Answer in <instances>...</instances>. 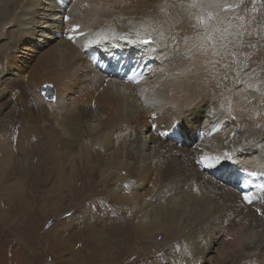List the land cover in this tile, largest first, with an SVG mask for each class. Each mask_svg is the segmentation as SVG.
<instances>
[{"label": "bare ground", "instance_id": "1", "mask_svg": "<svg viewBox=\"0 0 264 264\" xmlns=\"http://www.w3.org/2000/svg\"><path fill=\"white\" fill-rule=\"evenodd\" d=\"M35 1L40 0H0V26L3 24L9 28L8 31L4 29L6 33L2 32L1 35L2 38L8 37L6 44L0 43L3 55H10L14 51L12 48L20 45L19 42L23 43L24 49L27 43L31 44V39L26 41V34L36 29H30V32L28 28L24 29L28 21L24 22L23 18L28 14L26 10L34 7ZM56 1L64 0H47L46 7L41 10H54L51 14H43L52 20L57 19V23L63 21L61 26L65 36H59L61 39L57 43L46 40L48 50L30 64V78L24 87L23 97L18 95L15 98L18 105L13 104L5 122H0L3 129L9 130V133L0 136V173L4 178L14 177L19 170L13 165L14 155L17 154L19 162L26 159L38 161L43 157L44 148L49 146L52 152L59 151L61 160L74 156L71 167L67 166L66 160L57 171L65 175L68 172L79 175V182H83L89 174L95 180L97 169L99 175L110 171L111 176H115L114 182L117 174L122 173L123 176L115 184L125 185V180L132 177L133 186L126 187L127 191L124 192L123 186L110 188L112 192L108 203L113 212L108 216V222L111 229L116 231L114 237L129 238L130 231H133V243H139L137 235L149 241L156 231L174 232L181 215L185 219L184 214L191 210L187 213L189 219L199 209L206 212L205 217L201 213L191 221H200L206 226L204 232L198 229V233H204L207 240L204 243L193 242L192 248L198 246L203 251L201 259L206 260V264H245L246 261L264 264V188L260 187L264 185V179L260 181L264 176V135L261 134L262 128L258 127L259 123H264V112H260L254 121L245 103L256 97L241 91L242 87L239 91L228 90L223 79L226 68L217 66V60L229 63L234 58V51L240 52L243 48L247 51L248 46L239 37H231L233 34H230L232 40L228 41V48H219L215 44L217 39L213 36V30H206L204 21L205 25L200 26L202 21L199 25L195 20L198 10L205 8L204 0H70L67 9L60 7ZM62 11L67 18H62ZM39 18L38 23L41 21ZM44 22L49 26L48 20ZM124 26L140 29L134 34L135 42L129 46L124 45L125 42L120 45L122 39L119 40L116 33ZM42 28L41 35L46 31ZM69 35L73 39H69ZM83 42H88L86 49H83ZM104 44L112 49L105 48ZM254 48L253 45L250 53L259 51H253ZM128 52L143 56L145 63L143 77L134 82L125 79L126 73L123 77L116 73L137 65L135 59L124 55H130ZM149 56L153 57L151 65L147 62ZM92 60L102 64L107 78L93 69ZM1 70L0 75L3 73ZM148 74H152L149 79ZM44 82H50L55 87L54 102H43L38 93L34 94L35 88L38 87L39 91V85ZM0 92V96L7 92L4 86L0 87ZM31 95L36 102L30 99ZM4 99L0 97V107H5V103L2 104ZM149 117L151 125L162 131L158 135L156 132L154 137L148 133L153 146L147 155L144 141L138 139L137 126L140 124L152 130L147 121ZM210 117L217 118L216 124L224 121V118L227 122L233 119V122L225 124L224 135L222 133L218 137L216 132L212 139L215 143L210 140V145L200 144L205 152L201 155L196 150L199 141L193 143L187 135H197L196 130L201 128L210 133L212 127L216 126L208 127ZM170 134L181 140L177 146L186 141L195 146L190 149L185 144L180 146L182 152H179V149H175L178 147L170 143ZM166 135L167 138H164ZM224 153L229 154L226 156ZM224 157L232 163L224 169H217L224 164ZM198 161L199 164L202 161V166L206 164L217 169L223 182H226L229 172L241 173L247 184L253 186L248 195L251 203L239 198L220 182L217 184L209 175L203 177L195 166ZM28 168L33 170L29 164ZM178 169L188 171V174L180 173ZM176 173L177 176L183 174L184 183L191 179L189 176L194 177L193 185L198 186L195 187L196 194L182 193L175 200L172 198L170 207L169 202L165 201L159 210L147 207L155 193L163 196L162 186L159 188L158 183H166L171 179L170 175ZM107 177L110 176H104L108 182L111 179ZM58 184L63 185L62 182ZM193 196L199 200L197 205L190 203ZM89 197L82 195L81 202ZM256 197L258 200H255ZM125 200L129 203L128 212H132H127L124 217L119 213ZM252 205H261L262 216L257 215ZM146 207L154 212L141 210ZM168 208L170 211L167 212ZM207 252L212 254L211 258L204 256Z\"/></svg>", "mask_w": 264, "mask_h": 264}, {"label": "rangeland", "instance_id": "2", "mask_svg": "<svg viewBox=\"0 0 264 264\" xmlns=\"http://www.w3.org/2000/svg\"><path fill=\"white\" fill-rule=\"evenodd\" d=\"M204 1H206L204 6L205 8H203V10H198L195 20L197 23H199V25L202 21L200 26L205 25V22L206 30H213V36L217 39V43L215 44H217L219 48L226 49L228 48V41L232 40L231 37H237L236 39L240 38V41H243V44L246 47L248 46L247 51H245V48H243L240 52L235 53L234 51V58L229 63L226 60H217V66L222 67L223 69L226 68L224 70L226 75L224 74L225 76L223 79L224 85L228 87V90L239 91L242 87L241 91L247 93L250 97L253 95V97H256L255 99H249L250 101L248 100L245 103L251 110L250 115L254 121H256L255 119H258L259 113L264 112V0ZM35 2L36 3L34 7L32 9L30 8L31 10H26L28 14H26L23 18L24 22L28 21L26 25L23 26L24 29L28 28V32L32 31L30 29H36L33 31V33L26 34V41L27 39H31V44L28 45L27 43L25 45L26 49H24L22 47L24 45H21L23 43L19 42L20 45L12 48V51H14L11 52L10 55H3L2 51H0V69H2L1 71L3 73L5 72V74L2 73L0 75V87L4 86L5 90L7 91L4 93L5 95L0 96L7 99H4L5 102L2 103H5V107L6 105L7 107H0V122H5L13 104L18 105L15 98H17L18 95L23 97L24 87L30 78V64L34 59H36V57H38L39 54H42L48 50V47L46 46V40L57 43L58 39H61L59 36H65V32H62V26H59L61 23H57L58 20H55V18L52 20L46 16L47 14L53 13L54 10L51 8H49V10H41V8L43 9L46 7L47 0ZM39 2L42 6L39 5ZM43 12H45L46 15H44ZM41 13L43 16H39ZM38 17L41 18L42 22L39 21L40 23H38ZM45 20H48L49 26H46L47 24L44 22ZM2 26L3 24L0 26V36L2 35V32H5L4 29L7 31L9 30L8 26L7 28L6 26L1 28ZM41 26L44 27L42 28L43 30H46L42 35L40 33L42 32L40 29ZM121 29L123 31H115L118 34L119 40L120 38L122 39L120 40V45L125 42L124 45L129 46L130 43L132 44L135 42L134 40H136V36H134V34L140 31L139 28H130L124 26ZM37 30L40 31L37 32ZM236 30L238 31L236 32ZM100 31L102 30L100 29ZM34 32H36V34ZM52 33H55L56 35H53ZM122 33L124 35H121ZM230 34L233 35L230 37ZM2 36L0 38V43L6 44L8 37L6 36L2 38ZM140 43L143 44V42ZM220 43L222 47L219 46ZM87 44L88 42H83V49L88 47ZM253 45L255 47L253 51L255 49H259V51L256 50L255 52L250 53L251 47H253ZM148 55H150V53ZM246 55H248V57ZM244 56L246 57L244 58ZM151 58L153 57L149 56L147 59L149 65H151L150 62H152ZM132 69H126V80L128 74L129 77L133 74L134 71H132ZM227 73L230 76L227 75ZM234 76L236 79H234ZM150 77H152V74L147 75V79ZM45 84L50 85L55 93V87L53 84L50 82H44L42 85L40 84L41 86L39 85V91L38 87H34V94L36 95L38 93L40 95L39 99L43 102H46L47 100L48 102H54L53 99H55V97L52 100L46 99L42 93L43 90H49V87H43ZM226 84H228V86ZM245 89L248 90L245 91ZM253 92H256L257 94ZM29 96L30 95H28L27 98H29ZM30 99L36 102L32 95ZM209 119L211 122H209L208 127H211V125H216L212 127L213 130L210 131V133L208 131L206 132V129L201 128L200 130H196L197 135L195 133H192V135H187V138L193 143L199 141V143H197L199 144V147L196 148V150L197 152H200L201 155L205 154V152L201 150L202 147L200 148V144H204L206 146L210 145L211 143H215L212 139L215 138L216 132L218 137H220L222 133V135H224L225 124L229 125L230 122H233V119H231L228 121V123L226 118H224V121H220L221 123L218 122L216 124V117H210ZM147 121H149L148 125H150V129L152 130L149 131L148 127H143L139 124L137 126V135L140 141H144L143 145L146 149L145 153L149 155V151L151 150L153 144L149 142L148 133L152 134L154 137L156 132L158 135L162 130H158L157 127L151 125L150 117L147 119ZM258 127L260 129L262 128L261 132L263 133L261 134L264 135V123H259ZM2 133H9V130L3 129L0 125V136ZM174 136L176 137V135L170 134L168 139ZM195 136H197L199 139H197ZM163 137L167 138V135ZM168 139H166V141L170 142ZM210 140L211 143L209 142ZM172 142L170 143L173 145ZM185 144L187 145V148L190 147V149L195 146L187 141ZM185 144H180V146H185ZM177 145L178 144H176V146ZM180 146L175 148L177 150L179 149V152L182 150ZM227 154L224 153L226 156ZM16 156L14 155L13 157V165H16L15 167L19 170L15 173V176L12 178H4V175L0 173V264H206V260L204 261V259H201V252L203 251H201L198 246H196L194 249L192 248L193 242L204 243V241L207 240L206 235L204 236V233H198V229H200V232H204V227L206 226L201 224L200 221L194 223H192L194 220L191 221L192 218L197 219L201 213L203 216L206 213L204 210L202 211L196 209L198 211L196 213V210L191 212L195 214L191 215L192 217L189 216L188 219L187 213L191 211L189 210L184 214L186 220L183 219V216L181 215L177 224L178 228L177 230H174V232H167L165 230L156 231L149 241L143 240L137 235L136 238L139 243H133L131 240L133 231H130L129 238H125L124 236L114 237L116 231L111 229L110 222H108V219L113 212L112 206H110L108 203L112 192L110 188L115 189L117 186H123L125 187V192L127 191L126 187L129 185L133 186L132 177H130L129 180H125V185H123L124 183L115 184V182L123 176L122 173L119 172L117 174V180L114 182L115 176H111L110 171L103 172L105 175L110 176L107 178H110L111 180L107 182L106 178H104L105 175H99L100 171L97 169L95 180H93L89 174L86 175L83 182H79V175H76L72 172H68L65 175L57 171V168L60 166V164L64 165L63 163L66 162V160L67 166L71 167V164H73L72 161H74V156H68L61 160L59 151L52 152L49 146L44 148L43 157H41L38 161H29L26 159L24 162H19L17 161ZM195 161L196 160L193 162ZM222 162L224 164H220L217 169H224L223 167H227L232 163V161L227 157H224ZM199 163L200 162L198 161L195 166L203 177H207V175H209L214 179V181H216L217 184L220 182V184L223 185L220 177L216 176V173L219 172L218 170L212 166L211 168L206 164L202 166V161L201 164ZM28 164L33 170L28 168ZM36 164H38L39 167L36 166ZM46 164L50 165L47 167ZM178 170L180 173L188 174V171H182L180 169ZM185 174L184 176L186 177ZM193 174L196 176L195 172ZM66 176L68 178H66ZM74 177L76 179H74ZM170 177L171 179L166 183H158L157 185L159 188L162 186L160 189L163 190V196L159 197V193H155L152 199L149 200L150 206L147 207H152L154 210H159L162 208V205L165 204V201L169 202L168 206L170 207L173 204H171L173 199L175 200L176 196L182 193L196 194L197 190L195 187L197 185H193L195 182L192 175L189 176L191 179H189L186 183H184L182 179L183 174H179L177 176L176 173L172 174V176L170 175ZM68 179H71L72 182L68 181ZM263 179L264 176L260 178V181ZM58 181L62 182L63 185H59ZM150 184L151 183H149V185ZM166 185H168V188ZM193 189L194 192H192ZM84 193H86L85 195L87 197H90L87 198V200L81 202L82 195L85 197ZM196 198V196H193L190 199V203L197 205L199 200ZM255 200H258V197H256ZM123 203L122 211L119 214H122V216L125 217L128 212L129 203L126 200ZM259 206L261 205H252L254 208L253 210L257 212V215L262 216V210H260ZM147 207L145 209L142 208L141 210L144 212ZM147 210H150L151 213L154 212V210H151V208H148ZM168 211H170V208H168L167 212ZM88 212L90 215H87ZM131 212L132 211L128 213ZM197 213L199 215H197ZM99 215L101 216L99 217ZM153 215H155V213ZM203 217H205V215ZM174 233L177 234L173 235ZM196 251L198 252L196 253ZM204 256L211 258L212 254L207 252ZM188 257H190L191 260ZM245 264H252V261H246Z\"/></svg>", "mask_w": 264, "mask_h": 264}, {"label": "water", "instance_id": "3", "mask_svg": "<svg viewBox=\"0 0 264 264\" xmlns=\"http://www.w3.org/2000/svg\"><path fill=\"white\" fill-rule=\"evenodd\" d=\"M43 87H49V90H43L42 93L47 99H53L55 94L54 90L50 87V85L46 84Z\"/></svg>", "mask_w": 264, "mask_h": 264}, {"label": "snow or ice", "instance_id": "4", "mask_svg": "<svg viewBox=\"0 0 264 264\" xmlns=\"http://www.w3.org/2000/svg\"><path fill=\"white\" fill-rule=\"evenodd\" d=\"M69 39H73V37L71 35H69L68 37ZM144 43H148V41H144ZM203 159H208V158H203ZM261 188H264V185H260ZM245 201H247L248 203H251V199L249 196L245 195L244 196Z\"/></svg>", "mask_w": 264, "mask_h": 264}, {"label": "clouds", "instance_id": "5", "mask_svg": "<svg viewBox=\"0 0 264 264\" xmlns=\"http://www.w3.org/2000/svg\"><path fill=\"white\" fill-rule=\"evenodd\" d=\"M46 85V84H45ZM44 86V85H43ZM51 87V86H50ZM52 88V87H51ZM55 94V93H54ZM55 97V96H54ZM46 98V97H45ZM47 99V98H46ZM50 100H52V99H50Z\"/></svg>", "mask_w": 264, "mask_h": 264}]
</instances>
